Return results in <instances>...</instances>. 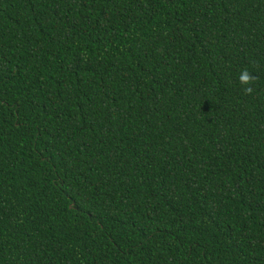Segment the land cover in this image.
<instances>
[{
  "label": "trees",
  "instance_id": "obj_1",
  "mask_svg": "<svg viewBox=\"0 0 264 264\" xmlns=\"http://www.w3.org/2000/svg\"><path fill=\"white\" fill-rule=\"evenodd\" d=\"M0 264H264V0H0Z\"/></svg>",
  "mask_w": 264,
  "mask_h": 264
},
{
  "label": "clouds",
  "instance_id": "obj_2",
  "mask_svg": "<svg viewBox=\"0 0 264 264\" xmlns=\"http://www.w3.org/2000/svg\"><path fill=\"white\" fill-rule=\"evenodd\" d=\"M238 79L242 85L246 86L244 88L245 93L251 94L253 91L251 85L257 80V77L254 74L250 73L247 69H245L240 73Z\"/></svg>",
  "mask_w": 264,
  "mask_h": 264
}]
</instances>
